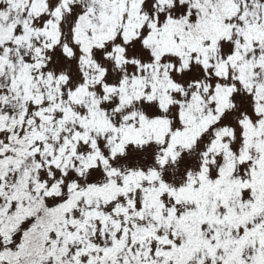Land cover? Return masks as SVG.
Instances as JSON below:
<instances>
[{"label": "snow or ice", "instance_id": "6c2138e0", "mask_svg": "<svg viewBox=\"0 0 264 264\" xmlns=\"http://www.w3.org/2000/svg\"><path fill=\"white\" fill-rule=\"evenodd\" d=\"M0 264H264V0H0Z\"/></svg>", "mask_w": 264, "mask_h": 264}]
</instances>
